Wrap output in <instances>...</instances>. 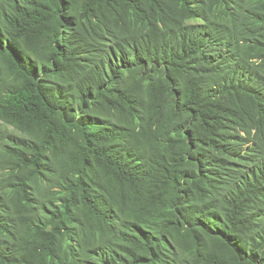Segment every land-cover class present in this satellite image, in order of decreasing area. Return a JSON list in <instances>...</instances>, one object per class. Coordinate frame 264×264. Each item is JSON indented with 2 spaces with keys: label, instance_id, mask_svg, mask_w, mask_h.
<instances>
[{
  "label": "trees",
  "instance_id": "obj_1",
  "mask_svg": "<svg viewBox=\"0 0 264 264\" xmlns=\"http://www.w3.org/2000/svg\"><path fill=\"white\" fill-rule=\"evenodd\" d=\"M0 264H264V0H0Z\"/></svg>",
  "mask_w": 264,
  "mask_h": 264
},
{
  "label": "bare ground",
  "instance_id": "obj_2",
  "mask_svg": "<svg viewBox=\"0 0 264 264\" xmlns=\"http://www.w3.org/2000/svg\"><path fill=\"white\" fill-rule=\"evenodd\" d=\"M256 34V33H255Z\"/></svg>",
  "mask_w": 264,
  "mask_h": 264
}]
</instances>
